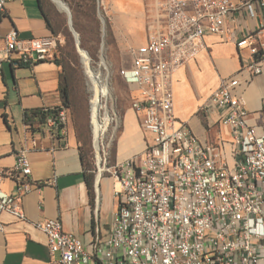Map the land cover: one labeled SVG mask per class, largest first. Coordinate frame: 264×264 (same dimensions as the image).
Returning a JSON list of instances; mask_svg holds the SVG:
<instances>
[{"label":"built area","instance_id":"2783aa9c","mask_svg":"<svg viewBox=\"0 0 264 264\" xmlns=\"http://www.w3.org/2000/svg\"><path fill=\"white\" fill-rule=\"evenodd\" d=\"M8 1L0 0V19ZM260 12L264 0H160L150 12L148 41L133 49L120 76L152 139L143 154L111 171L118 207L108 240L88 251L60 220L35 224L57 257L52 264H264V123H250L252 113L236 93L240 81L229 78L204 109L230 130L232 142H204L175 116L173 91L174 73L199 55L206 36L230 33L232 14L256 18ZM57 45L55 35L22 40L11 31L0 47V74L11 53L31 64L38 52L51 59ZM257 55L247 67L252 75L264 72V54ZM47 123L64 129L67 110ZM28 154L22 149L13 169L0 171V216L25 219L22 199L33 190ZM7 178L16 182L14 194L2 191Z\"/></svg>","mask_w":264,"mask_h":264},{"label":"crops","instance_id":"0c3cea01","mask_svg":"<svg viewBox=\"0 0 264 264\" xmlns=\"http://www.w3.org/2000/svg\"><path fill=\"white\" fill-rule=\"evenodd\" d=\"M39 2L8 1L6 14L0 19L1 48L13 30L22 40L54 35ZM159 2L103 0L119 48L131 57L124 68L131 66L133 49L147 43L150 12ZM226 28L230 33L206 36L199 55L173 75L175 116L209 143L220 139L232 142L230 130L216 123L215 113L204 109L226 79L240 81L236 93L252 113L250 123H264V72L252 75L247 69L258 52L264 54V13L260 12L256 18L247 13L232 14ZM245 37H249L248 43L240 47L238 44ZM61 73L55 54L46 61L25 64L15 52L0 74V171H11L17 154L26 148L33 185V190L22 199L25 219L9 213L0 216L5 226V231L0 232V264H52L57 257L51 254L47 235L35 226L45 220H60L64 230L79 237L88 251L94 243L106 241L112 234L118 207L115 180L103 178L101 171L90 175L77 137L68 124L56 130L47 122L31 126L24 121L26 111L66 109L60 92ZM151 139L142 129L141 118L133 109L129 110L123 120L116 163L143 154ZM2 191L14 194L15 180L7 178Z\"/></svg>","mask_w":264,"mask_h":264},{"label":"rangeland","instance_id":"374dc122","mask_svg":"<svg viewBox=\"0 0 264 264\" xmlns=\"http://www.w3.org/2000/svg\"><path fill=\"white\" fill-rule=\"evenodd\" d=\"M43 1L56 30L58 45L54 51L55 60L62 62L71 86V102L67 107L68 127L77 137L86 166L92 173L90 175H97L101 171L103 178L111 177L114 180L111 171L117 165L123 120L127 112L133 109L131 87L120 76V70L130 62L131 57L123 54L119 48L103 0H63L71 10L74 29L80 36L81 48L92 68L101 78L100 81H108L111 87L112 95L102 96L101 122L104 130L100 147L96 149L91 116L93 93L83 63L84 55L77 50L68 14L60 11L53 0Z\"/></svg>","mask_w":264,"mask_h":264},{"label":"bare ground","instance_id":"6f19581e","mask_svg":"<svg viewBox=\"0 0 264 264\" xmlns=\"http://www.w3.org/2000/svg\"><path fill=\"white\" fill-rule=\"evenodd\" d=\"M53 2L60 11L66 12L68 14V6L65 4L63 0H53ZM80 53L84 55L83 63L93 93L92 101H91V116H92V127H93L95 147L96 149H98L100 147V137L102 131L104 130V127L101 122L102 96L112 95V92L108 81L104 83L100 81L101 78H99L98 74L96 73V70L92 68L90 60L84 53L83 49ZM43 60H45V52H38V58H31V64ZM103 64L108 69V66L106 65L105 61H103ZM107 112L109 113V110Z\"/></svg>","mask_w":264,"mask_h":264},{"label":"trees","instance_id":"16d2710c","mask_svg":"<svg viewBox=\"0 0 264 264\" xmlns=\"http://www.w3.org/2000/svg\"><path fill=\"white\" fill-rule=\"evenodd\" d=\"M40 7L42 11L44 12L48 27L53 32V34H56V30L53 28L52 23L50 21V18L48 16L47 11L45 10V5L43 0H39ZM56 64L62 68V73L60 75V92L63 100V105L67 109L69 107V104L71 102V86L69 78L65 75V67L63 66L61 61L55 60ZM62 108H48V109H40V110H32V111H26L24 114V121L27 125H35L36 123L45 124L49 119L55 118L59 111H61ZM83 163L86 164L85 156L82 153L81 154ZM89 184V180H88Z\"/></svg>","mask_w":264,"mask_h":264},{"label":"water","instance_id":"95a60500","mask_svg":"<svg viewBox=\"0 0 264 264\" xmlns=\"http://www.w3.org/2000/svg\"><path fill=\"white\" fill-rule=\"evenodd\" d=\"M68 16H69V25H70V30L74 36V39H75V43H76V47H77V50L80 54V50H82L81 48V41H80V36L79 34L76 32V30L74 29V26H73V20H72V13H71V10L70 8L68 7Z\"/></svg>","mask_w":264,"mask_h":264}]
</instances>
